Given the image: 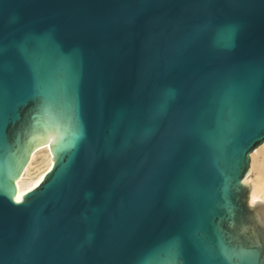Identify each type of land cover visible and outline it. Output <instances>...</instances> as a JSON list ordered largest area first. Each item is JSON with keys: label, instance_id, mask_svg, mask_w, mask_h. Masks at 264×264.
Segmentation results:
<instances>
[{"label": "water", "instance_id": "95a60500", "mask_svg": "<svg viewBox=\"0 0 264 264\" xmlns=\"http://www.w3.org/2000/svg\"><path fill=\"white\" fill-rule=\"evenodd\" d=\"M0 87V264H264V0H0Z\"/></svg>", "mask_w": 264, "mask_h": 264}, {"label": "bare ground", "instance_id": "6f19581e", "mask_svg": "<svg viewBox=\"0 0 264 264\" xmlns=\"http://www.w3.org/2000/svg\"><path fill=\"white\" fill-rule=\"evenodd\" d=\"M52 157L49 146L46 145L38 149L31 156L23 174L16 183L17 195L22 196L33 189L52 167ZM37 163V168L35 163ZM36 168V171L32 172ZM249 175L244 179V183L250 184V204L254 202L264 203V144L251 154V164Z\"/></svg>", "mask_w": 264, "mask_h": 264}, {"label": "snow or ice", "instance_id": "6c2138e0", "mask_svg": "<svg viewBox=\"0 0 264 264\" xmlns=\"http://www.w3.org/2000/svg\"><path fill=\"white\" fill-rule=\"evenodd\" d=\"M3 98H4V89L2 87H0V104H2ZM17 202H19V201H17ZM257 255H258L257 253H246L245 254V258L254 259ZM179 258H180V253L177 250V252H176V260L178 261Z\"/></svg>", "mask_w": 264, "mask_h": 264}, {"label": "rangeland", "instance_id": "374dc122", "mask_svg": "<svg viewBox=\"0 0 264 264\" xmlns=\"http://www.w3.org/2000/svg\"><path fill=\"white\" fill-rule=\"evenodd\" d=\"M39 162V160H37V162L35 163V166L37 168V163ZM36 168H34V170H32V172L36 171Z\"/></svg>", "mask_w": 264, "mask_h": 264}]
</instances>
